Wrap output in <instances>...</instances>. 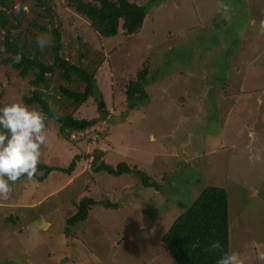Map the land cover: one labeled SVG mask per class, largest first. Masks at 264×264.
<instances>
[{
  "label": "rangeland",
  "instance_id": "1",
  "mask_svg": "<svg viewBox=\"0 0 264 264\" xmlns=\"http://www.w3.org/2000/svg\"><path fill=\"white\" fill-rule=\"evenodd\" d=\"M131 1L146 7L140 30L99 36L67 0H48L46 11L35 0H13V34L24 48L50 64L51 43L37 46L46 34L38 26H57L60 55L94 74L93 94L74 116L97 123L69 142L47 120L40 162L66 167L81 158L69 174L22 177L0 200V264H177L161 235L206 185L227 192L229 251L245 264H264L256 258L264 250V0H223L228 18L218 0ZM8 56L0 52V107L22 102L33 88L34 75L20 76ZM144 64L147 97L132 108L125 86ZM63 84L56 69L40 89L66 113L74 104L59 93ZM94 147L104 163L125 162L161 187L142 186L134 172L93 171ZM84 197L101 202L67 224Z\"/></svg>",
  "mask_w": 264,
  "mask_h": 264
},
{
  "label": "trees",
  "instance_id": "2",
  "mask_svg": "<svg viewBox=\"0 0 264 264\" xmlns=\"http://www.w3.org/2000/svg\"><path fill=\"white\" fill-rule=\"evenodd\" d=\"M48 0H35L39 7H44ZM13 0H0V28L4 31L3 38L0 39V45L6 49L4 53H10L6 58L12 68L18 71L20 76H26L32 73L33 79L30 85L33 87L29 94L22 97V102L29 107L42 109L48 113L49 119L52 118V111L49 107L47 97L40 89V86L47 85L48 75L58 69V75L67 83L59 85V93L65 100L74 105L70 112L62 113L59 119H53L58 123V133L65 141L72 142L70 135L73 133L81 134L89 128H94L96 119L77 118L74 112L78 105L85 103L94 91V74L89 73L83 66L71 63L60 55L61 32L57 26L50 29L43 25L38 29L51 36L52 62L50 64L39 60L36 55L31 54V48H24L20 43L24 41L21 34H13L15 19L19 22L17 15L12 12ZM70 7L76 14L84 18L90 27L99 36H114L121 27L124 34H134L143 25L146 16V7L131 0H96V2L85 0H67ZM34 27L37 23H32ZM21 53L23 59L20 63H14L12 57L16 53ZM36 54V53H35ZM148 66L143 67L136 72V78L129 80L125 86V99L129 106L133 108L136 104H141L147 97L144 90V82L147 78ZM79 81L84 84L82 90L77 87L69 86V82ZM47 122V121H46ZM101 135L106 132H99ZM91 136H87L90 141ZM91 160V169L95 172L104 171L111 175H121L123 173L134 172L139 176L140 183L146 188L154 187L159 189L160 182H155L144 171L130 167L125 162L118 163L115 167L104 163L101 160V154L97 147H94ZM81 158L75 155L66 167L50 166L40 162L38 172L43 171L44 175L52 171H62L71 173L75 168L76 161ZM42 175V177H44ZM227 192L224 188L216 185L204 186L198 196L178 214L166 231L161 235L163 245L168 249L174 261L177 264H216L217 259L225 251H229V210ZM101 201L90 197H84L80 200L77 211L67 218V224H75L86 219L88 210L92 205ZM105 207H113L117 203L105 201ZM149 212L150 210H144ZM219 240L222 248L215 251H207L210 242ZM199 242V247L193 249L192 245Z\"/></svg>",
  "mask_w": 264,
  "mask_h": 264
},
{
  "label": "clouds",
  "instance_id": "3",
  "mask_svg": "<svg viewBox=\"0 0 264 264\" xmlns=\"http://www.w3.org/2000/svg\"><path fill=\"white\" fill-rule=\"evenodd\" d=\"M217 8L225 18H228L230 6L218 0ZM19 12V9H17ZM259 31L264 34V19L260 21ZM37 46L45 48L52 42L49 35H38ZM6 51L0 47V52ZM14 63H20L23 59L21 53H16L13 57ZM52 118L59 119V113L52 105ZM49 119L48 113L42 109L29 107L22 102H12L0 107V200H7L13 192L12 185L26 177L28 180L34 179L38 175L41 149L48 143L46 134V121ZM199 247V242L192 245L195 249ZM219 240L210 242L207 251L221 249ZM257 260L264 262V250L257 249ZM216 264H245L237 251H225L217 259Z\"/></svg>",
  "mask_w": 264,
  "mask_h": 264
}]
</instances>
